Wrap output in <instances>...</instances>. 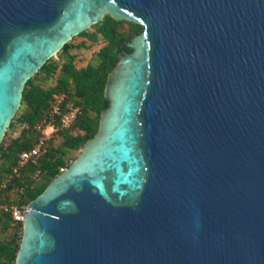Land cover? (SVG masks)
Instances as JSON below:
<instances>
[{
    "label": "water",
    "instance_id": "water-1",
    "mask_svg": "<svg viewBox=\"0 0 264 264\" xmlns=\"http://www.w3.org/2000/svg\"><path fill=\"white\" fill-rule=\"evenodd\" d=\"M106 15L144 29L15 264H264V0H0V146L29 79Z\"/></svg>",
    "mask_w": 264,
    "mask_h": 264
},
{
    "label": "trees",
    "instance_id": "trees-1",
    "mask_svg": "<svg viewBox=\"0 0 264 264\" xmlns=\"http://www.w3.org/2000/svg\"><path fill=\"white\" fill-rule=\"evenodd\" d=\"M124 22L130 24L128 29L122 28ZM93 27L95 30H85L80 35L93 43L100 38L107 42L97 52V63L78 67L70 52L73 45L67 43L60 52L61 62L49 59L27 82L21 107L10 125L14 128L19 123L23 130L19 136L12 137L9 142L3 141L0 146V264H15L23 235V222L17 221L6 207L27 204L35 199L71 164L70 152L82 148L97 133L102 110L109 104L105 87L117 54L122 49L131 51L127 42L144 29L142 24L118 20L111 15H106ZM75 46L89 45L83 40ZM56 73H59L57 84L45 87L42 82ZM41 77L42 81L38 82ZM56 93L65 94L63 113L71 106L80 108L75 122L69 128L60 127L56 131L62 136L58 146L51 145L52 137L38 160L29 161L15 172L20 154L37 142L39 126L48 121ZM14 192L15 196L11 197ZM11 228L13 232L8 235Z\"/></svg>",
    "mask_w": 264,
    "mask_h": 264
},
{
    "label": "built area",
    "instance_id": "built-area-1",
    "mask_svg": "<svg viewBox=\"0 0 264 264\" xmlns=\"http://www.w3.org/2000/svg\"><path fill=\"white\" fill-rule=\"evenodd\" d=\"M65 99L64 93H56L52 104V110L47 122L39 126L40 136L37 142L29 149L23 151L18 159V163L14 168L18 172L20 168L29 161H36L42 155L43 149L49 141L53 132H56L60 127L69 128L75 122V119L80 111L78 106H71L66 113H63V102ZM59 122V124L57 123ZM1 196V193H0ZM14 218L17 221L24 220L25 215L31 211L30 203L17 205L14 204L10 207Z\"/></svg>",
    "mask_w": 264,
    "mask_h": 264
},
{
    "label": "rangeland",
    "instance_id": "rangeland-1",
    "mask_svg": "<svg viewBox=\"0 0 264 264\" xmlns=\"http://www.w3.org/2000/svg\"><path fill=\"white\" fill-rule=\"evenodd\" d=\"M130 24L128 22H124L122 25L123 29H128ZM88 30H95V28L92 26ZM87 40V45L85 47L78 48L75 45L79 44L81 41ZM68 43H71L73 46L70 48V52L74 56V61L76 62L78 67L87 66L90 63H97V52L106 45V41L103 38H100L97 42H92L91 40L87 39L86 37L82 35H76L74 36ZM61 52V51H60ZM60 52H58L53 58L56 61L61 62L62 58L60 56ZM59 73L54 74L53 76L49 77L47 80H44L42 83L45 85V87H51L57 84ZM42 81L41 79L38 80V82ZM19 111V110H18ZM14 120V119H13ZM23 130V126H21L19 123H16V126L14 128L9 127L4 140L6 142H9L12 137L19 136ZM53 137V138H52ZM52 138L51 145L52 146H58L62 142V136L60 134H56V132H53L50 139ZM49 139V140H50ZM82 148L72 150L69 154V159L71 163L79 156L81 153ZM15 196V192L12 193L11 197ZM13 232V229L8 232V235H10Z\"/></svg>",
    "mask_w": 264,
    "mask_h": 264
}]
</instances>
